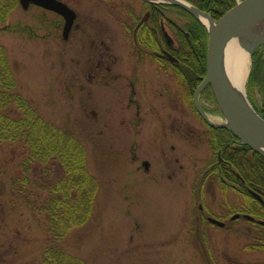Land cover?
<instances>
[{
  "label": "rangeland",
  "instance_id": "374dc122",
  "mask_svg": "<svg viewBox=\"0 0 264 264\" xmlns=\"http://www.w3.org/2000/svg\"><path fill=\"white\" fill-rule=\"evenodd\" d=\"M82 1L84 7L91 5ZM176 11L173 20L184 27L186 17ZM93 17L102 19L100 13ZM47 19L56 20L51 14ZM42 23L39 8L24 10L19 4L0 22V46L6 50L22 97L46 121L70 130L84 147L87 169L98 189L90 219L63 240H53L46 213L36 208L48 196L43 185L54 183L61 172L50 164L27 162L21 144L0 143V264H40L47 247L69 252L87 264H264V251L249 248L264 226L241 219L224 229L196 221L199 199L212 217L222 218L243 212L249 201L216 180V171L207 172L217 155L208 143L202 117L185 101L188 92L177 73L165 75L158 64L142 67L157 72V77L151 83L152 99L142 103L146 120L135 129L128 123L135 115L133 108L127 109L130 90L123 87L122 79L123 74H133L108 73L103 84H89L87 73L70 72V59L81 54L74 53L73 41L64 42L57 30L45 45ZM89 28L102 32L99 25ZM105 28L110 45L130 43L132 36L111 14ZM169 33L175 37L172 30ZM117 54L127 57L121 51ZM250 61L249 73L252 55ZM247 76L249 104L264 111V81ZM200 102L211 121L226 124L208 89L201 92ZM172 122L175 128L187 122L206 131L207 137L199 145L185 143L175 128L169 131ZM143 160L150 163V171L138 169Z\"/></svg>",
  "mask_w": 264,
  "mask_h": 264
},
{
  "label": "trees",
  "instance_id": "16d2710c",
  "mask_svg": "<svg viewBox=\"0 0 264 264\" xmlns=\"http://www.w3.org/2000/svg\"><path fill=\"white\" fill-rule=\"evenodd\" d=\"M198 9L208 13L214 20L236 5L235 0H186ZM19 0H0V22H5ZM175 7V6H173ZM186 20L181 26L188 36L180 32L184 48H187L185 61L174 64V71L182 81V73L196 79L206 75V56L208 46L207 28L193 15L185 12ZM184 18V17H183ZM250 80L264 81V46L257 48L253 54V64ZM264 85V84H263ZM15 73L11 68L4 47L0 46V143L10 142L21 144L27 154V162L37 161L42 165H52L61 174L54 183L43 185L48 192L46 200L37 207L38 213L47 215V231L53 240H63L76 227L84 225L92 215L93 202L96 197L98 183L87 169L86 152L70 130L62 129L46 121L18 90ZM210 95L213 97L210 88ZM261 93L264 96V87ZM264 106V103H263ZM253 107L264 118V111ZM236 153H226L225 158L239 170L253 191L264 199V157L252 151L248 146ZM213 151L218 150V144H211ZM247 152H251L249 156ZM218 159V156H217ZM215 159V160H217ZM48 169V167H47ZM215 179L224 181V173L216 170ZM223 185H225L223 183ZM245 194L249 204L245 213L264 220V206L246 190H239ZM243 211V212H244ZM259 227V225H256ZM257 227L254 226L255 230ZM261 236L255 238L250 249L264 251V227ZM40 264H87L81 258L53 247L44 250Z\"/></svg>",
  "mask_w": 264,
  "mask_h": 264
},
{
  "label": "flooded vegetation",
  "instance_id": "af4514ba",
  "mask_svg": "<svg viewBox=\"0 0 264 264\" xmlns=\"http://www.w3.org/2000/svg\"><path fill=\"white\" fill-rule=\"evenodd\" d=\"M58 1L67 4L69 9L75 12V18L67 38L64 37L63 33L66 20L60 13H55L39 5L36 6L32 4L29 6V8L31 6L37 7L42 11V41L45 42L46 45L50 33L57 30L61 33L64 42H68L69 40L73 41L74 53L81 52V54H75L70 59V72L72 74L87 73V81L89 84H103L106 81L108 73L133 74L131 76H125L123 74L122 79L124 78L125 81L123 87L130 90L127 109L133 108L135 115L134 119L128 120V123L137 129L138 126L146 120L141 112L142 103H146L152 99L151 90H153V87L151 83H153L157 77L154 74L157 72L152 70L143 71L142 67H146L147 64L150 66L158 64L166 75L174 72V64L178 65L180 62L185 61V52H187V48H184L183 43L186 40L183 42V40L178 37L180 32L187 36L189 34L180 25L175 23L172 14L178 13V11L174 12V10L177 9L182 12L181 15L184 17L186 16V11L180 7L158 4L152 0H86V2L91 1L89 7H84L82 0L69 2L70 5L65 2V0ZM135 3L139 4V6ZM87 9L88 11L85 12ZM94 13H100L102 15L101 21H99V18L93 17ZM47 14L54 15L56 20L51 21L47 19ZM110 14L119 22L125 34H130L132 36L128 45L125 43L120 46L119 44V47L117 46L116 48L114 45L112 46L107 42V37L103 33H105L107 29L105 27L108 23ZM182 16L176 17L182 19ZM89 24L92 26L99 25L100 31L102 32L96 30L94 32L89 31ZM170 30L174 32V38L172 37V33H169ZM117 51H121L123 54L127 53L128 55L126 54L127 57L124 59V57L117 54ZM182 77V87H184L185 92H188L186 97H184L185 101L188 103L190 101L192 103L195 111L201 118L202 116L196 108L194 99L196 89L201 84V74H199L196 79L191 78L189 75H186V73H182ZM75 82V87H78L80 85L78 83L80 82L77 78ZM197 101L201 107V92L198 95ZM92 114L95 115V112L93 111ZM200 121H202L203 126H206L205 130H208L209 145L218 144L219 147L216 151L218 159L209 167L207 172L211 170L215 173L216 170H219V172L224 173L222 180L226 186L238 194H240L239 190L244 189L251 195L253 190L250 184L242 178L236 166L229 164V162L224 159L228 152L236 153L237 150L241 148L245 150V148L241 146L242 143L226 128L222 127L221 124H215L212 121V125H210L203 117ZM122 124H125L124 120H122ZM175 126L176 124L172 122L169 131H172ZM174 131L181 135L179 136L182 139L181 141H185V143L188 144L199 145L203 143L205 141L204 139L207 137L206 131L204 132L203 129L190 127L187 125V122L179 123V126H177ZM171 149L174 151L175 146L172 145ZM247 153L249 156L252 155L251 152ZM132 159H136L135 152L132 155ZM140 165L138 169L142 167L144 171H150V163L148 161L143 160L140 162ZM198 189L201 190V186ZM200 201L201 199L197 201L199 202L198 208L194 211L197 222L203 219V221L206 220L219 228L225 229L229 227L230 223L243 219L251 225L263 226L260 222L264 221L262 218L245 213V211L231 213V215L227 214L228 216L226 218L212 217L208 209H206ZM258 202L264 206V203ZM236 215L238 216L234 219ZM211 219L220 221L222 225L211 222Z\"/></svg>",
  "mask_w": 264,
  "mask_h": 264
},
{
  "label": "water",
  "instance_id": "95a60500",
  "mask_svg": "<svg viewBox=\"0 0 264 264\" xmlns=\"http://www.w3.org/2000/svg\"><path fill=\"white\" fill-rule=\"evenodd\" d=\"M158 4H169L180 7L193 15L196 19L202 21V18L209 19L214 22L213 27H208V46L206 56V75L203 77L201 84L195 92V104L203 119L212 125L207 113L201 109L197 98L207 86L211 88L213 98L216 101L218 109L222 114V118L226 124H221L242 144L248 146L252 151L264 157V118L249 104L248 99L245 100L232 93L223 78L221 77V55L227 42L232 38H245L246 27L254 20L264 16V0H243L236 3L234 7L229 9L225 15L221 16L218 21H215L210 14L198 9L186 0H152ZM19 4L24 10H27L30 5H36L55 13H60L66 22L64 27V37L67 38L71 25L75 18V12L69 9L68 5L58 0H19ZM188 3L191 7H188ZM264 45V39L250 47V55L254 54L259 46ZM253 56V55H252ZM250 74V73H249ZM258 201L263 202L261 195L251 192ZM238 215L234 216V219ZM251 218L250 216H248ZM211 222L222 225L216 219H211ZM264 225V221H260Z\"/></svg>",
  "mask_w": 264,
  "mask_h": 264
},
{
  "label": "bare ground",
  "instance_id": "6f19581e",
  "mask_svg": "<svg viewBox=\"0 0 264 264\" xmlns=\"http://www.w3.org/2000/svg\"><path fill=\"white\" fill-rule=\"evenodd\" d=\"M185 4L191 7L188 3ZM202 21L205 26L210 28L214 26V22L209 19L202 18ZM245 31L247 34L245 39L232 38L227 42L221 55L220 67L221 77L229 90L238 97L247 100L245 84L251 62L249 49L252 45L264 39V16L249 23Z\"/></svg>",
  "mask_w": 264,
  "mask_h": 264
}]
</instances>
